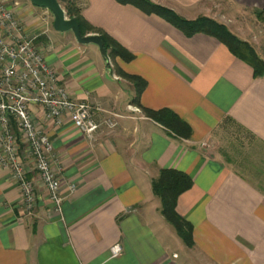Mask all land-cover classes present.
<instances>
[{
  "label": "crops",
  "instance_id": "1",
  "mask_svg": "<svg viewBox=\"0 0 264 264\" xmlns=\"http://www.w3.org/2000/svg\"><path fill=\"white\" fill-rule=\"evenodd\" d=\"M151 1L188 19L212 17L242 37L238 15L223 18L216 0ZM225 1V8L264 6V0ZM76 2L89 23L133 57L107 61L97 44L78 42L71 30L35 28L39 21L25 19L19 3L26 30L33 32L34 21L35 43L59 81L73 97L100 107L92 112L99 127L89 138L68 117L56 124L41 106L30 105L53 143L61 210L29 170L39 200L23 215L20 190L0 166V264H264V74L253 76L251 65L217 37L186 35L135 3ZM242 38L264 59V27L256 43ZM117 68L145 80L138 101L134 81ZM143 106L167 108L189 125L190 135L153 119ZM165 166L192 180L176 200L191 225V245L164 218L153 192L152 179ZM115 243L122 249L111 255Z\"/></svg>",
  "mask_w": 264,
  "mask_h": 264
},
{
  "label": "built area",
  "instance_id": "2",
  "mask_svg": "<svg viewBox=\"0 0 264 264\" xmlns=\"http://www.w3.org/2000/svg\"><path fill=\"white\" fill-rule=\"evenodd\" d=\"M18 5V1L0 0V166L10 172L20 190L23 215L32 214L39 200L35 181L27 177L29 170L36 172L59 212L62 194L59 170L53 165L57 160L53 143L37 125L30 105L41 106L45 117L56 124L68 117L89 138L99 127L92 112L100 107L73 97L59 81L55 68L35 43L37 34L26 30ZM104 120L114 124L110 117ZM74 187L69 184L70 190ZM121 249L119 243L113 244L111 255Z\"/></svg>",
  "mask_w": 264,
  "mask_h": 264
},
{
  "label": "trees",
  "instance_id": "3",
  "mask_svg": "<svg viewBox=\"0 0 264 264\" xmlns=\"http://www.w3.org/2000/svg\"><path fill=\"white\" fill-rule=\"evenodd\" d=\"M62 1L64 2L67 15L69 17H74L77 20L81 34L84 35L88 31H92L100 35L111 59L116 56H119L124 60H128L133 57V53L124 48L102 28L89 23L83 17L81 13V6L76 2V0ZM119 1L132 2L148 12H156L182 30L186 35L202 31L217 37L235 56L251 65L253 69V76L256 77L264 74V59L256 52L253 45L232 32L223 22L205 15H199L196 18L188 19L181 16L173 9L151 0ZM254 12L257 16L263 17L264 6L261 8H255ZM117 71L121 75L134 81L136 88V95L134 99L138 101L140 92L145 85V80L138 74L128 73L118 68ZM143 110L147 113V115L161 122L170 129L175 130L178 134L186 137L190 135L191 130L189 125L180 118L176 117L175 114L167 108L151 109L143 106ZM191 183V177L187 173L180 169L167 166L161 167L158 175L152 179L153 192L159 197L161 202V213L174 227L177 234L187 245L192 244L191 225L176 211V200L179 193L187 189Z\"/></svg>",
  "mask_w": 264,
  "mask_h": 264
},
{
  "label": "rangeland",
  "instance_id": "4",
  "mask_svg": "<svg viewBox=\"0 0 264 264\" xmlns=\"http://www.w3.org/2000/svg\"><path fill=\"white\" fill-rule=\"evenodd\" d=\"M18 1H19L20 5L22 6L21 7V14L24 16L25 19L29 18V19H32L34 21L38 20L40 22V23L35 22L36 23L35 28H38V26H41V29H43L47 26V24L49 26L52 25L53 15L49 9H47L45 7H40L37 9L36 7H33L30 0H24V1L18 0ZM59 2L64 7V2L62 0H59ZM225 2H226L225 0H216V3H218V9L217 10L221 11L222 17L225 18L224 15L229 14V13L237 14L238 16H236V19H237L236 23L239 25V28L241 29V31H239V33L244 38L249 37V38L255 40V43H256L259 28L264 27V14H263V17H259L254 12L255 9L249 8V7H245V9L242 8L241 6H238V7L234 6L233 8H231V7L225 8V4H224ZM30 8H33L34 10L30 9ZM33 17H36V19H33ZM229 17H232V16H229ZM230 19H232V18H230ZM34 21H32V25H30V26H32L33 32H34V29H33L34 28V23H33Z\"/></svg>",
  "mask_w": 264,
  "mask_h": 264
},
{
  "label": "water",
  "instance_id": "5",
  "mask_svg": "<svg viewBox=\"0 0 264 264\" xmlns=\"http://www.w3.org/2000/svg\"><path fill=\"white\" fill-rule=\"evenodd\" d=\"M32 4L49 9L53 15L52 25L56 30H71L80 43L93 42L97 44L104 58L109 61L108 52L103 44V40L98 33L81 34L77 20L69 17L65 8L59 0H30Z\"/></svg>",
  "mask_w": 264,
  "mask_h": 264
}]
</instances>
